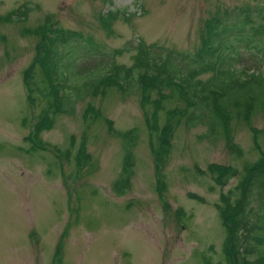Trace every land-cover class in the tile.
Wrapping results in <instances>:
<instances>
[{
  "label": "rangeland",
  "instance_id": "374dc122",
  "mask_svg": "<svg viewBox=\"0 0 264 264\" xmlns=\"http://www.w3.org/2000/svg\"><path fill=\"white\" fill-rule=\"evenodd\" d=\"M24 3L33 6L26 15L22 9V15L5 19ZM258 4L264 0H0V264H226V228L216 204L240 182L245 164L260 156L246 122L234 124L242 156L233 155L223 137L207 136L205 124H183L175 131L171 153L159 162L151 150L158 140L151 138L147 123L151 105L143 107L137 91L111 88L105 94L82 93L74 110L51 113L54 125L40 135L48 144L34 150L27 138L47 102L44 96L29 102L23 71L54 19L78 33V52L94 44L109 54L122 49L116 63L129 66L140 40L195 53L204 37L219 33L218 18L239 21L243 9ZM255 19V25L264 23ZM253 56L244 53L239 68L264 71V63ZM84 59L75 65L80 72L92 65ZM42 77L36 69L39 94ZM59 81L67 91L69 83ZM89 103L115 128H138L132 186L123 195L113 189L122 168V141L104 120L86 119ZM165 106L172 104L167 100ZM165 119L163 110L160 124ZM252 125L264 127V111ZM82 143L90 157L79 166ZM213 162L233 165L239 173L221 186L211 173L200 172Z\"/></svg>",
  "mask_w": 264,
  "mask_h": 264
},
{
  "label": "trees",
  "instance_id": "16d2710c",
  "mask_svg": "<svg viewBox=\"0 0 264 264\" xmlns=\"http://www.w3.org/2000/svg\"><path fill=\"white\" fill-rule=\"evenodd\" d=\"M22 9L26 15L32 5L22 4L5 19L15 13L22 15ZM240 14L241 19L231 23L218 18L219 33H215V37L212 33L204 37L195 53L181 54L140 40L134 62L129 66L116 63V53L122 49L109 54L87 45L78 52L77 44L81 39L77 32L66 30L59 24L51 28L49 24L37 43L32 62L23 71L29 102L35 103L37 96H44L47 102L27 140H32L34 150L38 149V144L46 147L48 143H44L40 135L53 127L55 115L74 110L75 98L82 93L105 94L111 88L123 94L137 91L141 94L143 107L151 105L147 123L151 138L158 140L157 143L151 142V150L159 162L171 153L175 131L183 124L189 128L205 124L207 136L223 137L233 155L242 156L244 151L235 140L234 124L243 120L248 124L260 156L245 164L240 182L222 195V202L217 203L216 208L226 228L223 248L226 264H264V127L259 129L252 125L253 118L264 111V71L246 66L239 68L246 52L253 53L254 59L257 55V60L264 63V23L255 25V17L264 20V4L243 9ZM124 49L129 50L128 47ZM80 57L85 58L84 64L85 61L92 62L91 68L81 72L75 68ZM36 69L43 73L40 94L35 89L38 83V79H34ZM207 74L210 75L204 77ZM60 78L69 83L67 91L58 85L63 82L59 81ZM74 78L77 86L71 85ZM68 98L69 109L66 108ZM167 100L172 104L171 108H166ZM178 102L181 104L177 105ZM163 110L166 119L160 124ZM53 112L54 116L51 115ZM85 116L91 120H104L110 134L122 141V168L113 189L123 195L132 186L138 128H115L113 120L91 103ZM53 148L57 149L56 146ZM89 157L86 145L82 143L78 149V165L87 163ZM200 172L211 173L221 186L239 173L233 165L215 162ZM60 254L58 251L57 255ZM207 264L215 263L207 260Z\"/></svg>",
  "mask_w": 264,
  "mask_h": 264
}]
</instances>
